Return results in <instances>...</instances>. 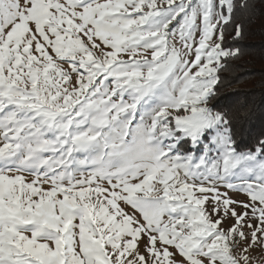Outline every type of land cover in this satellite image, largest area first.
I'll use <instances>...</instances> for the list:
<instances>
[{
  "label": "snow or ice",
  "instance_id": "snow-or-ice-1",
  "mask_svg": "<svg viewBox=\"0 0 264 264\" xmlns=\"http://www.w3.org/2000/svg\"><path fill=\"white\" fill-rule=\"evenodd\" d=\"M256 17L0 0V264H264V130L221 102Z\"/></svg>",
  "mask_w": 264,
  "mask_h": 264
},
{
  "label": "trees",
  "instance_id": "trees-1",
  "mask_svg": "<svg viewBox=\"0 0 264 264\" xmlns=\"http://www.w3.org/2000/svg\"><path fill=\"white\" fill-rule=\"evenodd\" d=\"M254 19L240 44L242 55L223 73L221 89V102L239 119L246 141L249 131L258 134L264 130V28L260 17Z\"/></svg>",
  "mask_w": 264,
  "mask_h": 264
}]
</instances>
